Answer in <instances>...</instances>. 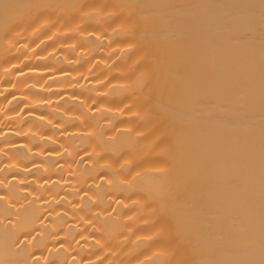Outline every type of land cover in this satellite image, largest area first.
I'll return each instance as SVG.
<instances>
[{
  "label": "bare ground",
  "instance_id": "obj_1",
  "mask_svg": "<svg viewBox=\"0 0 264 264\" xmlns=\"http://www.w3.org/2000/svg\"><path fill=\"white\" fill-rule=\"evenodd\" d=\"M0 264H264V0H0Z\"/></svg>",
  "mask_w": 264,
  "mask_h": 264
}]
</instances>
